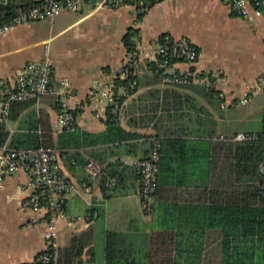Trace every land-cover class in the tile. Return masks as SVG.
Masks as SVG:
<instances>
[{
	"label": "crops",
	"instance_id": "crops-1",
	"mask_svg": "<svg viewBox=\"0 0 264 264\" xmlns=\"http://www.w3.org/2000/svg\"><path fill=\"white\" fill-rule=\"evenodd\" d=\"M102 2L81 0L79 11L64 10L52 20L16 26L0 36L2 88L13 87L25 65L43 61L46 51L53 62V93L38 102L26 101L32 105L15 121L4 122L7 131L10 136L34 134L30 129L43 113L56 143L64 131L59 121L61 104L77 112L73 125L79 132L98 139L106 132L104 98L114 81L122 80L121 72L128 62L123 38L129 29L137 31L135 43L142 50L134 75L140 86L122 102L118 123L139 138L86 145L70 162L56 151L57 164L73 190L64 196L63 212L55 223V243L61 249L74 237L84 238L87 243L80 264H105L107 233L122 234L139 247L156 229L152 217L142 210L136 164L149 158L154 140H164L165 131L173 128L187 139L229 142L238 133L260 135L264 122L263 95L258 88L264 78V13L245 19L231 15L221 0H160L138 21L134 2ZM163 36L187 40L196 48L198 60L192 70L197 79L181 85H148L156 44ZM188 69V65L177 63L172 71ZM63 80L67 85L62 94L59 86ZM154 91L158 92L159 109L152 112L155 102L149 93ZM163 93L167 98L174 93L176 98L175 106L168 101L169 111L163 109ZM88 161L116 169L117 188L104 193L101 178L86 175L83 163ZM28 181V175L19 172L5 177L0 189V264H30L46 250L47 213H36L25 204ZM190 202L176 204L198 205ZM174 217L198 220L186 213ZM203 235L206 254L216 259L212 253L219 252L217 233L206 230Z\"/></svg>",
	"mask_w": 264,
	"mask_h": 264
},
{
	"label": "trees",
	"instance_id": "trees-1",
	"mask_svg": "<svg viewBox=\"0 0 264 264\" xmlns=\"http://www.w3.org/2000/svg\"><path fill=\"white\" fill-rule=\"evenodd\" d=\"M142 1L135 0L134 4L138 6ZM149 1L150 9L160 0ZM41 4L43 2L35 0H0V27L11 18ZM145 14L137 15V20L141 21ZM136 37L137 31L133 29H129L124 36L123 45L127 53L133 51ZM164 38L168 36L161 37L160 44ZM158 60H163V57L159 56ZM168 60L175 65L183 59ZM155 65H151L152 77L148 85L162 82L161 73L154 71ZM129 80L135 85L125 92L128 97L140 86L137 76L114 81L115 86L125 87ZM126 95L119 97V104L127 98ZM149 95L155 102V105H151L152 112L158 111V92H150ZM168 97L163 93L164 111L170 110L169 100L175 106L174 93H169ZM30 105L32 103H11L7 118L0 121V149L22 150L42 146L55 154L58 151L60 156H65L66 161L70 162L75 159V152L86 145L118 144L139 138L121 128L117 118L108 111L107 129L99 139L79 132L72 124L70 129L64 128L54 143L48 118L43 113L30 129H33L34 134L10 136L4 122L15 121L18 114ZM70 113L76 117L77 112ZM37 130L40 135H37ZM174 130L165 131L164 140L160 141L154 206L150 213L144 211L152 217L156 229L139 247L122 234L107 233L104 240L105 264H264V174L258 171L259 164L264 163V139L240 143L206 141L187 139L183 137L184 134ZM83 164L85 166L86 162ZM104 169L100 181L105 193L108 189L106 181L113 180L115 189L119 184V176L111 165H104ZM206 185H209L208 189ZM192 200L198 205L184 207L176 204V201L191 203ZM159 213H163V216L160 217ZM177 213H186L198 220L180 221L174 217ZM206 230L218 235L215 239L219 241V252L212 253L216 259L206 254L203 235ZM186 231L189 233L185 234ZM86 243L81 236L72 238L67 247L58 248L57 259L52 264H80ZM47 252L43 251L38 256Z\"/></svg>",
	"mask_w": 264,
	"mask_h": 264
},
{
	"label": "built area",
	"instance_id": "built-area-1",
	"mask_svg": "<svg viewBox=\"0 0 264 264\" xmlns=\"http://www.w3.org/2000/svg\"><path fill=\"white\" fill-rule=\"evenodd\" d=\"M102 4L106 0H102ZM125 2V0H122ZM133 3L135 0H128ZM227 7L230 14L238 18H259L264 13V0H221ZM81 0H47L45 3L31 8L29 11L15 16L9 22L0 27V36L5 35L16 26L26 25L33 22H43L52 20L64 10L79 11ZM150 1L144 0L134 7L137 15L146 13L149 9ZM157 54L153 63H155V73H161L162 83L169 84H187L197 79L192 70L198 60L196 48L187 40L174 41L171 38H164L162 43L159 40L156 44ZM142 50L141 45L137 42L134 44L133 51L129 53L128 62L121 72V79L133 77L135 74L130 69L136 70L138 66L139 52ZM163 60H158V57ZM183 59L178 63L188 65L189 69L184 72H173V64L168 60ZM52 59L48 52L44 54L41 62H28L17 76L13 87H0V121L7 118L11 103L13 102H38L43 97L53 93L52 81ZM152 72V70H150ZM128 86H112V90L104 98L103 109L107 110L110 115L119 120L122 110V104L118 99L126 95L127 89H133L135 83L131 80L127 82ZM67 81L63 80L59 86V92H65ZM260 93L263 95L264 106V78L258 83ZM120 92H123L120 94ZM128 97V95H126ZM245 102V99L243 100ZM75 118L70 113L65 104H61L59 110V121L64 124L67 130L72 127ZM264 139V122L262 135L238 133L229 142H251ZM160 142L156 139L148 159L136 164L137 174L140 178V197L142 210L150 213L154 206V195L157 185L158 165L160 160ZM84 171L90 179H97L102 176L105 169L95 161H88L84 166ZM258 171L264 174V163L259 164ZM24 172L28 175L29 181L24 187L28 196L25 204L32 211L38 213L45 211L46 231L44 239L46 241V252L37 256L30 264H52L55 263L58 256V248L55 240L57 237L55 223L59 216L62 215L64 208V196L73 190L58 164L56 154L43 148L36 149H11L4 147L0 149V189L4 186L5 177ZM108 189L115 187V182L111 179L106 181Z\"/></svg>",
	"mask_w": 264,
	"mask_h": 264
},
{
	"label": "rangeland",
	"instance_id": "rangeland-1",
	"mask_svg": "<svg viewBox=\"0 0 264 264\" xmlns=\"http://www.w3.org/2000/svg\"><path fill=\"white\" fill-rule=\"evenodd\" d=\"M257 128H259L260 129V126H259V123H257ZM96 162V161H95ZM99 164V163H98Z\"/></svg>",
	"mask_w": 264,
	"mask_h": 264
}]
</instances>
